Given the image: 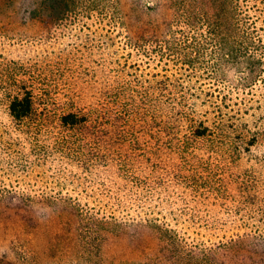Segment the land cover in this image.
Listing matches in <instances>:
<instances>
[{
  "label": "rangeland",
  "instance_id": "rangeland-1",
  "mask_svg": "<svg viewBox=\"0 0 264 264\" xmlns=\"http://www.w3.org/2000/svg\"><path fill=\"white\" fill-rule=\"evenodd\" d=\"M43 2L0 0V47L9 44L19 54L0 61L18 62L20 74L40 77L34 91L48 94L51 112L68 106L88 121L59 130L44 111L45 125L30 129L0 107V190L31 195L0 197V264H168L158 237L137 229L138 221L156 219L176 238L201 243L203 230L192 222L228 219L219 204L241 200L231 193L204 196L205 187L218 185H203L208 172L200 171L198 159L165 150L153 155L155 104L174 112L190 106L184 97L192 109L191 94L211 90L216 79L207 77L203 63L190 70L171 52V40L185 26L170 0H104L97 9L80 0V12L57 30L56 58H43L44 45L35 39L47 20ZM147 106L142 131L139 112ZM253 150L239 170L264 174V143ZM142 196L152 200L142 206ZM239 252L243 264H264V256Z\"/></svg>",
  "mask_w": 264,
  "mask_h": 264
},
{
  "label": "trees",
  "instance_id": "trees-1",
  "mask_svg": "<svg viewBox=\"0 0 264 264\" xmlns=\"http://www.w3.org/2000/svg\"><path fill=\"white\" fill-rule=\"evenodd\" d=\"M102 1L88 0V3L93 4L92 9H97ZM170 1L175 13H179L180 25L185 26L179 30L180 38L171 40V52L176 53L175 58H181L190 70H196L198 63H203L205 66L201 67L205 68L207 77L211 80L214 77L216 81L211 90L191 94L194 100L192 109L190 98L184 97L181 99L190 106L184 108L185 104L180 100L183 106L174 108V112H161V105L155 104L152 115L150 112L152 130L155 131L152 148H156V152L153 155L161 157L159 152L165 150L198 159L200 171L208 172L201 175L205 177L203 185L215 182L219 186L205 187L204 191L208 193L203 192L204 196L214 194L226 198V194L231 193L237 194L241 200L235 202L236 198L232 196L235 203L219 204L220 211L229 214L228 219L192 222L194 227L195 223L198 226L194 228L196 231L203 230L201 243L197 238L189 243L176 238L172 229L163 228L156 219L138 221L136 226L158 237L168 253V264H243L239 251L264 256V174L257 175L247 168L239 170L242 159L264 143V0ZM81 5L80 0H47L42 3L47 20L42 34L35 39L44 45L43 58L60 55L61 52L54 50L58 43L57 30L67 25L70 16L80 12ZM9 46L3 43L0 58L19 55L15 53L14 56ZM20 67L18 62L0 61V107H4L11 119L30 129V126L43 127L47 112L50 118H56L59 130L76 129L88 121L86 115H81L76 108L69 110L68 106L67 110L52 109L51 112L48 94L37 97L34 91L33 85L40 77L33 74L23 76ZM45 75L48 80L50 73L45 72ZM223 83L225 89L220 87ZM149 109L148 106L141 107L139 112L138 129L142 131ZM135 115L138 117V112L132 117ZM58 141L60 138L56 141L60 144ZM137 141L142 143L140 137ZM260 159L264 161V154ZM162 167L166 166L163 164ZM191 183L197 184V181ZM26 193L25 189L2 188L0 197L31 198ZM139 200L143 206L152 199L142 196ZM115 226L118 230L123 228V223ZM227 230H230V236H227ZM212 237L216 241L213 242ZM206 243L210 245L206 246Z\"/></svg>",
  "mask_w": 264,
  "mask_h": 264
}]
</instances>
